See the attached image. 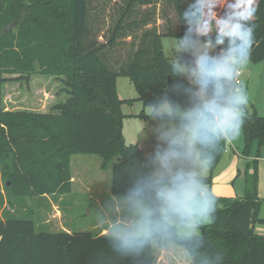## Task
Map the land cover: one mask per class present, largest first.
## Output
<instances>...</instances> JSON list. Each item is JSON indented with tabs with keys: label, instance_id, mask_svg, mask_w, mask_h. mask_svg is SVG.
<instances>
[{
	"label": "trees",
	"instance_id": "1",
	"mask_svg": "<svg viewBox=\"0 0 264 264\" xmlns=\"http://www.w3.org/2000/svg\"><path fill=\"white\" fill-rule=\"evenodd\" d=\"M188 1L120 0L116 5L112 0H0V177L6 204L19 206L16 212L27 198L70 191L71 156L95 154L102 169L111 168V194L145 200L149 215L146 235L118 236L37 229L33 220L14 218L3 208L0 264H155L154 241L184 247L192 264H264V234L254 230L255 223H264L256 172L264 149V113L246 114L242 106L237 110L242 153L247 155L256 144V158L245 164L244 195L216 197L207 190V221L198 222L199 232L189 235L167 220L179 217L177 211L161 210L164 188L184 178L156 175L153 159L137 145L126 144L121 134V105L129 100L118 96V76L128 77L136 100L151 107L169 102L175 109V86L189 83L162 46L163 37H185L181 16ZM255 7L254 19L246 22L252 39L242 56L253 62L264 58V0ZM156 18L162 20L159 26ZM187 35L215 43V37ZM224 39L219 49L230 48ZM178 61L186 63L180 55ZM33 74L57 79L63 100L50 111L6 109L4 84L26 82ZM233 85V76L198 82L211 96L222 86L229 97ZM206 115L210 118L202 126ZM161 116L182 124L196 121L199 155L211 172L226 144V137L215 133L216 116H178L174 111ZM193 180L209 186L211 175Z\"/></svg>",
	"mask_w": 264,
	"mask_h": 264
},
{
	"label": "rangeland",
	"instance_id": "2",
	"mask_svg": "<svg viewBox=\"0 0 264 264\" xmlns=\"http://www.w3.org/2000/svg\"><path fill=\"white\" fill-rule=\"evenodd\" d=\"M112 1L116 5L120 2V0ZM203 2L209 11L211 5L215 4L214 16L223 17L228 12L225 0H203ZM156 19L159 26L162 20ZM180 40L182 39L174 37L162 38L166 57L184 73L189 82L175 86L177 101L175 109L169 102H164L158 107L143 106L139 100H136L138 94L128 77L118 76L116 89L121 99L131 101L121 105V112L124 115L121 120V134L124 142L128 145H137L144 155L153 159L156 175L184 178L181 182L164 188L161 210L177 211L179 217L168 216L167 220L176 226L179 233L189 235L199 232L196 228L198 222L207 221L205 216L207 190L216 197L234 198L244 195L245 164L256 158V144L250 147L247 155L243 154V135L240 127L216 116L217 126L224 132L230 129L231 134L226 135L225 149L210 172L206 161L199 155L196 121L182 124L161 116L173 111L178 116L206 114L203 109L212 97L204 88L198 86V82L204 78L199 76L198 69L179 62L178 56L182 51H186L207 58V61L215 60L222 64L229 78L239 67L242 71L240 77L242 83L237 91L233 86L231 87L226 110L237 111L238 107L242 106L246 114L255 113L260 116L264 113V58L255 62L247 58H238L229 48L219 53L215 43L202 38H188L186 44H179ZM180 48L183 50H178ZM61 87L57 79L41 74H33L26 82L9 80L4 84L2 92L3 105L5 108L7 106L50 111L55 103L65 97ZM232 98L236 101L235 107L230 102ZM142 111L144 116L140 115ZM100 165L101 158L95 154H75L71 157V171L76 181H81L79 184L76 183L84 186L76 187L73 184L74 190L65 195L67 201L62 203L61 211L37 209L33 199L27 198L24 206L15 212L13 209L19 206L6 204L4 179L0 177V193L3 198L0 215L5 216L2 212L5 208L8 209V215L14 218L33 220L37 229L56 231L60 230L59 226L62 224L67 229L93 233L99 231L101 224L113 223L121 217L119 221L122 224L115 225L111 234L146 235L149 228L146 201L113 196L110 192L111 168L108 165L105 169H101ZM256 172L257 195L263 199L260 216L264 218V149L260 157H257ZM208 175H211L209 186L199 180H193ZM254 230L264 234V223H255ZM178 247L186 251L183 247ZM157 250L155 247L154 252ZM165 264H174V262L171 259Z\"/></svg>",
	"mask_w": 264,
	"mask_h": 264
},
{
	"label": "clouds",
	"instance_id": "3",
	"mask_svg": "<svg viewBox=\"0 0 264 264\" xmlns=\"http://www.w3.org/2000/svg\"><path fill=\"white\" fill-rule=\"evenodd\" d=\"M225 4L228 12L223 17H219L213 15L215 4L211 5V11H209L203 0H190L181 16L186 25L187 33L178 43L186 44L188 42L187 34L192 32L205 37H215L216 45L224 44L226 42L224 38H227L230 45L229 50L238 58H242L246 42L248 48L252 39L251 30L246 26V22L254 19L256 13L255 0H225ZM201 59L205 62L197 65L200 77L219 78L228 75L221 63H214L210 66L207 58L201 57ZM228 101L229 97L226 90L219 86L203 111L222 117L226 121H232L238 126L240 114L238 111L226 110V102ZM230 102L235 107V99L232 98ZM209 118L210 115L204 116L201 122L202 126L207 124Z\"/></svg>",
	"mask_w": 264,
	"mask_h": 264
},
{
	"label": "crops",
	"instance_id": "4",
	"mask_svg": "<svg viewBox=\"0 0 264 264\" xmlns=\"http://www.w3.org/2000/svg\"><path fill=\"white\" fill-rule=\"evenodd\" d=\"M256 2H257V0H256ZM218 11H220V9H218ZM3 88H4V86H3ZM6 109H9V110H27V109L10 108L7 106H6ZM31 111H36V110H31ZM223 133L225 134L224 131H223ZM225 137H226V134H225ZM70 161H71V158H70ZM101 163H102V159H101ZM100 167H101V165H100ZM71 181H72L71 190L66 192V193L55 192L53 194H43V196H36V197L32 198L35 207L37 209L48 208L50 210L61 211L62 203L67 201L65 195L68 193H72L74 190L73 184H75L76 187L84 186V185H77L76 182H78V181H76L75 175L72 173V171H71ZM79 183H81V181H79L78 184ZM86 189L88 191V188H86ZM120 218L121 217H118L117 220L113 223L112 222H105V224H103V225L101 224L98 233H103V234L111 233V231L114 229L115 225L117 226V225L122 224L119 221ZM46 223H47V221H46ZM114 223H117V224H114ZM125 224H127V223H125ZM59 228H60V230L61 229L67 230V228L62 224L59 226ZM260 234H262V233H260ZM118 236H120V235H118ZM178 246L173 244V243L159 245L157 242H153V250L155 247H157V249H158L157 252L156 251L154 252V254L156 253L155 254V257H156L155 264H165V263H168V261H170L171 259L173 260L174 264H192V260H191V257L189 255L188 251L184 247L183 248L186 251H184L183 249H181Z\"/></svg>",
	"mask_w": 264,
	"mask_h": 264
},
{
	"label": "water",
	"instance_id": "5",
	"mask_svg": "<svg viewBox=\"0 0 264 264\" xmlns=\"http://www.w3.org/2000/svg\"><path fill=\"white\" fill-rule=\"evenodd\" d=\"M180 57L184 59L186 63H188L190 66L194 68H196L197 65L201 64L204 61L201 59V56H196L186 51H182L180 53ZM215 133L218 135V137L225 138V134L223 133V131L220 129L219 126L215 127Z\"/></svg>",
	"mask_w": 264,
	"mask_h": 264
},
{
	"label": "built area",
	"instance_id": "6",
	"mask_svg": "<svg viewBox=\"0 0 264 264\" xmlns=\"http://www.w3.org/2000/svg\"><path fill=\"white\" fill-rule=\"evenodd\" d=\"M219 53H222L223 52V49H219L218 50ZM241 74H242V71L241 69L238 67L236 68L233 72H232V76H233V89L235 91H237L239 89V86L241 85L242 81H241Z\"/></svg>",
	"mask_w": 264,
	"mask_h": 264
},
{
	"label": "snow or ice",
	"instance_id": "7",
	"mask_svg": "<svg viewBox=\"0 0 264 264\" xmlns=\"http://www.w3.org/2000/svg\"><path fill=\"white\" fill-rule=\"evenodd\" d=\"M246 49H247V42H246V44H245V48H244V50H243V54H245V55H246Z\"/></svg>",
	"mask_w": 264,
	"mask_h": 264
}]
</instances>
